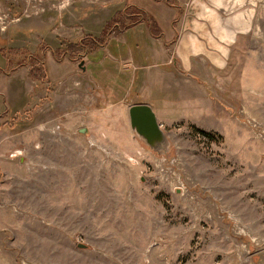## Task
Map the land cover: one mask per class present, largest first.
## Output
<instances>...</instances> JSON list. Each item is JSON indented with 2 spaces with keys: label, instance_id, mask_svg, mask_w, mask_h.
<instances>
[{
  "label": "rangeland",
  "instance_id": "rangeland-1",
  "mask_svg": "<svg viewBox=\"0 0 264 264\" xmlns=\"http://www.w3.org/2000/svg\"><path fill=\"white\" fill-rule=\"evenodd\" d=\"M138 1L0 0V264H264V12L186 84Z\"/></svg>",
  "mask_w": 264,
  "mask_h": 264
},
{
  "label": "crops",
  "instance_id": "crops-1",
  "mask_svg": "<svg viewBox=\"0 0 264 264\" xmlns=\"http://www.w3.org/2000/svg\"><path fill=\"white\" fill-rule=\"evenodd\" d=\"M142 1L137 4L162 31L154 39L161 47L152 53L154 66L172 65L186 84L193 68L227 66L242 39L257 33V19L264 12V0H175L178 8Z\"/></svg>",
  "mask_w": 264,
  "mask_h": 264
},
{
  "label": "water",
  "instance_id": "water-1",
  "mask_svg": "<svg viewBox=\"0 0 264 264\" xmlns=\"http://www.w3.org/2000/svg\"><path fill=\"white\" fill-rule=\"evenodd\" d=\"M130 127L152 150H160L166 144V134L159 123L154 109L145 103L129 107ZM85 134V130H81ZM80 248H86L80 245Z\"/></svg>",
  "mask_w": 264,
  "mask_h": 264
},
{
  "label": "trees",
  "instance_id": "trees-1",
  "mask_svg": "<svg viewBox=\"0 0 264 264\" xmlns=\"http://www.w3.org/2000/svg\"><path fill=\"white\" fill-rule=\"evenodd\" d=\"M154 1H156V2H164V3L168 4L169 6H171V7H175V8H178V7H179L178 4L175 2V0H154ZM138 10H140L141 12H144L145 15H146V14H149V13L145 12L144 10H142L141 8H139ZM141 15H142V14H141ZM117 17H118V16H115V17L113 18V21H114V23L119 24L120 21H121V18H117ZM178 18H179V16H177L175 22L178 21ZM153 19H154V18H153ZM116 20H118V21H116ZM113 21H111V22H113ZM149 25H150V28H151V30H152L151 33H154V34L158 35V36H156V37H161V36H162V31H161L159 25L157 24V22L155 21V19H154L153 21H152V20L149 21ZM155 31H156V32H155ZM154 34H153V35H154ZM12 58H15V55H12ZM11 62H12V61H11ZM9 63H10V61H9ZM40 64H42V62H40ZM42 72H43V68H42V67H39L37 71H33V74H36V73H38V74H42ZM202 135H203L204 137H207V138L210 139V140H213L212 135H210V134H208V133H207V134H206V133H203Z\"/></svg>",
  "mask_w": 264,
  "mask_h": 264
}]
</instances>
